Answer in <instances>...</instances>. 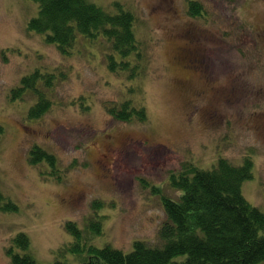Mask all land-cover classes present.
<instances>
[{
	"label": "rangeland",
	"instance_id": "1",
	"mask_svg": "<svg viewBox=\"0 0 264 264\" xmlns=\"http://www.w3.org/2000/svg\"><path fill=\"white\" fill-rule=\"evenodd\" d=\"M88 1L111 13L121 4L135 15L143 76L110 71L103 37L78 35L62 53L46 33L30 29L36 1L0 0V188L16 205L0 209V264H11L10 250L20 252V234L42 264H82V249L91 245L125 253L136 241L154 245L165 198L183 193L172 177L189 165L212 169L221 158L236 166L251 159L253 177L242 190L264 211V0ZM191 2L202 15L190 14ZM36 70L57 78L50 90L39 83L53 105L31 120L37 97L16 89ZM138 84L141 92L128 90ZM124 97L145 102L147 123L110 117L105 104ZM35 145L54 155L58 168H72L61 181L48 175V164H30ZM99 199L105 204L93 211Z\"/></svg>",
	"mask_w": 264,
	"mask_h": 264
},
{
	"label": "trees",
	"instance_id": "2",
	"mask_svg": "<svg viewBox=\"0 0 264 264\" xmlns=\"http://www.w3.org/2000/svg\"><path fill=\"white\" fill-rule=\"evenodd\" d=\"M34 1L39 4V14L30 22V29L46 33L48 41L55 42L62 53H69L78 35L91 40L103 37L110 44L106 55L110 71L119 76L128 73V80L143 76L142 42L135 31L136 18L121 4H116V12L111 13L88 0ZM201 12V6L191 2L190 14L200 16ZM56 78L55 72L40 70L23 78L16 93L31 90L37 97L29 110V119L38 120L50 111L52 100L38 85L43 83L50 90ZM139 85L128 90L141 92ZM141 99L144 101V97ZM105 107L116 121L143 124L149 120L145 102L130 97L106 103ZM4 134L0 126V139ZM28 160L32 166L44 163L51 166L47 173L58 181L63 178L62 172L72 169L58 168L56 157L38 145L30 150ZM186 167L172 177V187L183 193L177 200L165 198L166 219L154 245L136 241L128 253L111 245L103 248L91 245L82 249L87 254L82 264H264V211L253 206L242 190L243 183L253 177L251 159H246L242 166L221 158L212 169ZM103 202L94 200L93 211H99ZM13 208L16 205L6 199L0 188V209ZM91 227L102 233L101 223L91 221ZM67 228L81 243L82 232L77 225L71 222ZM15 241L20 252L9 251L11 264H42L27 252L30 239L26 234H20Z\"/></svg>",
	"mask_w": 264,
	"mask_h": 264
},
{
	"label": "flooded vegetation",
	"instance_id": "3",
	"mask_svg": "<svg viewBox=\"0 0 264 264\" xmlns=\"http://www.w3.org/2000/svg\"><path fill=\"white\" fill-rule=\"evenodd\" d=\"M177 61L180 63L181 62V60L179 59V58H177ZM183 68L184 69H190V68H192V66L191 65H187V66H183ZM73 199H75V197H71V201H73Z\"/></svg>",
	"mask_w": 264,
	"mask_h": 264
}]
</instances>
